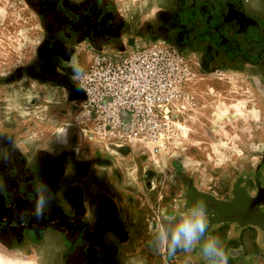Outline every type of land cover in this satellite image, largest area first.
<instances>
[{"label": "crops", "instance_id": "obj_1", "mask_svg": "<svg viewBox=\"0 0 264 264\" xmlns=\"http://www.w3.org/2000/svg\"><path fill=\"white\" fill-rule=\"evenodd\" d=\"M16 70L0 74V242L9 243L14 254L3 249L0 253L25 256L8 258L11 264H26L21 260L26 258L33 264H81L76 254L84 250L83 263L93 264V250L100 248L103 256L114 250L119 264H202L203 258L179 253L178 248L167 251L161 234L176 222L168 215L176 200L166 190L147 186L142 160L124 151L100 156L96 148L82 147L66 135L63 123L49 130L52 117L68 120L75 87L66 92L60 86L50 90L47 84L34 89L26 78L14 81ZM38 98L44 107H38ZM43 122L47 135L35 133V125ZM41 198L44 206L38 216ZM102 216L99 230L87 231L85 244L79 246L78 226ZM112 217L124 238L109 225ZM154 220H159L158 228ZM259 242L252 231L244 232L242 251L232 254L231 264H264V245Z\"/></svg>", "mask_w": 264, "mask_h": 264}, {"label": "flooded vegetation", "instance_id": "obj_2", "mask_svg": "<svg viewBox=\"0 0 264 264\" xmlns=\"http://www.w3.org/2000/svg\"><path fill=\"white\" fill-rule=\"evenodd\" d=\"M24 1L40 20L42 41L38 45L36 58L16 70L14 81L26 78L31 81L34 89L47 84L50 90L61 87L65 92L73 85L76 93L72 110L68 114V126L74 127L76 134L78 133L72 122V114L79 98L75 84L79 65L85 63L95 52L115 50L114 46L132 47L150 41H165L182 52L193 55L199 64V71L212 67L239 72L246 68L253 69L259 73L264 91V17L249 11L245 0H169L167 6L162 0H157L159 11L153 24L146 25L142 31L137 30L129 39V23L113 0ZM170 32H174L173 41L169 40ZM82 140L99 144V155L104 157L111 151L131 153L132 149L105 147L88 139ZM141 154L147 156L145 153ZM136 156L139 159L141 157ZM147 160L144 159V162ZM171 168L173 178L179 182L180 188L177 206L171 208V214L168 215L177 218L186 202L196 195L202 196L207 202L209 230L211 234L221 237V246L229 255L228 264L233 261L232 254L241 253L239 240L244 232L252 231L260 239L259 243L264 245V145L256 164L235 173L226 190L221 193L198 187L192 175L185 172L180 165L172 163ZM147 173L149 176L144 177H147L149 186V181L155 175L150 174V171ZM34 179L33 176V181L29 183L31 187L34 186ZM152 183L154 184L150 182ZM253 206L260 215L257 217L259 225L251 223L254 215L250 207ZM114 218L109 220V225L118 232V238L122 239L124 232L115 225ZM103 219L102 216L93 224L78 226L79 235L75 238L79 242L74 238V243L83 246L87 231L95 234ZM152 225L158 228L159 220H154ZM0 249L14 254V249L7 242H0ZM94 249L93 264H119L114 250L103 256L100 248ZM178 250L179 253H191L203 258L198 248L191 252L182 248ZM83 253L84 250H81L79 255L76 254L81 264H84L85 259ZM201 263L205 264L204 261Z\"/></svg>", "mask_w": 264, "mask_h": 264}, {"label": "rangeland", "instance_id": "obj_3", "mask_svg": "<svg viewBox=\"0 0 264 264\" xmlns=\"http://www.w3.org/2000/svg\"><path fill=\"white\" fill-rule=\"evenodd\" d=\"M113 1L129 23L128 39L137 30L153 24L159 11L157 0ZM162 1L169 5V0ZM245 1L248 10L264 17L262 0ZM168 37L173 41L174 32ZM41 41L40 20L25 1L0 0V74L29 64V60L36 58ZM187 93L173 125L160 140L131 149V153L141 156L143 162L148 159L143 165L145 182L147 171L155 175L149 187L166 190L175 200L180 184L173 178L172 163L190 173L201 189L221 193L235 173L256 164L264 145V91L259 73L250 68L241 72L217 70L216 67L202 69L188 85ZM38 100V107H44L45 103ZM63 120L52 117L49 130L56 131L63 123L65 134L74 137L82 147L101 149L99 144L79 139L75 128L68 126L70 121ZM43 124L35 125V133L47 135ZM0 255L18 260L25 257ZM26 264H33V261L27 260Z\"/></svg>", "mask_w": 264, "mask_h": 264}, {"label": "built area", "instance_id": "obj_4", "mask_svg": "<svg viewBox=\"0 0 264 264\" xmlns=\"http://www.w3.org/2000/svg\"><path fill=\"white\" fill-rule=\"evenodd\" d=\"M198 72L193 55L165 41L93 53L75 80L78 136L105 147L158 142Z\"/></svg>", "mask_w": 264, "mask_h": 264}, {"label": "clouds", "instance_id": "obj_5", "mask_svg": "<svg viewBox=\"0 0 264 264\" xmlns=\"http://www.w3.org/2000/svg\"><path fill=\"white\" fill-rule=\"evenodd\" d=\"M43 199H38L36 212H42ZM209 213L207 202L200 195H196L183 206L176 222L161 234V238L167 242V251L175 253L177 248L191 252L198 248L205 264H228V255L221 246L219 238L211 234L208 222Z\"/></svg>", "mask_w": 264, "mask_h": 264}, {"label": "bare ground", "instance_id": "obj_6", "mask_svg": "<svg viewBox=\"0 0 264 264\" xmlns=\"http://www.w3.org/2000/svg\"><path fill=\"white\" fill-rule=\"evenodd\" d=\"M250 208H251L252 214L254 215L253 220H251V222L259 225L260 221L257 219V217H259L260 215L257 213L254 206L250 207ZM0 264H11V262L6 258L1 257V255H0Z\"/></svg>", "mask_w": 264, "mask_h": 264}, {"label": "water", "instance_id": "obj_7", "mask_svg": "<svg viewBox=\"0 0 264 264\" xmlns=\"http://www.w3.org/2000/svg\"><path fill=\"white\" fill-rule=\"evenodd\" d=\"M256 209V208H255ZM257 210V209H256ZM258 213V212H257ZM250 223V222H249ZM252 223V222H251ZM254 224V223H253ZM256 225H258V224H256Z\"/></svg>", "mask_w": 264, "mask_h": 264}]
</instances>
